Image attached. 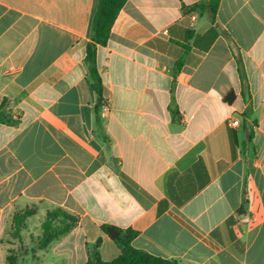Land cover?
Returning <instances> with one entry per match:
<instances>
[{"label": "crops", "instance_id": "obj_1", "mask_svg": "<svg viewBox=\"0 0 264 264\" xmlns=\"http://www.w3.org/2000/svg\"><path fill=\"white\" fill-rule=\"evenodd\" d=\"M208 1L126 0L96 50L103 141L98 0H0V264H86L97 240L110 262L102 225L178 264H264V0H218L214 22ZM56 209L77 221L41 247Z\"/></svg>", "mask_w": 264, "mask_h": 264}, {"label": "trees", "instance_id": "obj_2", "mask_svg": "<svg viewBox=\"0 0 264 264\" xmlns=\"http://www.w3.org/2000/svg\"><path fill=\"white\" fill-rule=\"evenodd\" d=\"M126 0H98L97 7L91 22L90 41L85 46V62L88 67L87 83L95 95V103L93 105V131L105 141L103 133V119L101 112L104 106L103 99V85L96 66V50L98 47L106 45L111 27L117 17L119 11L122 9ZM218 7V0H209L205 4V9L212 22L215 20V14ZM177 65H180L177 64ZM246 88L244 82L242 83V95L244 97ZM233 95L229 94L226 97L227 102H232ZM249 110L245 115H248ZM1 124H13L15 120L1 117ZM250 143V138L247 137L243 144V150L246 152L247 146ZM243 207L238 211L241 214ZM30 214V211L17 213L13 216V225L15 230H19L22 221ZM76 219L62 210L56 209L48 212L41 225L42 236L40 239V246L44 247L55 238L62 236L69 232L76 223ZM100 231L112 241L117 249L119 255L110 262H102L99 257L100 240H97L91 251L90 258L86 264H178L173 260H165L158 257L151 256L143 251L135 250L131 247V241L135 238L136 232L126 229H119L110 225H102Z\"/></svg>", "mask_w": 264, "mask_h": 264}, {"label": "built area", "instance_id": "obj_3", "mask_svg": "<svg viewBox=\"0 0 264 264\" xmlns=\"http://www.w3.org/2000/svg\"><path fill=\"white\" fill-rule=\"evenodd\" d=\"M102 111H107V107L105 105L103 106ZM229 122H230V125L232 127H238V125H239V122L237 120H235V119H230Z\"/></svg>", "mask_w": 264, "mask_h": 264}]
</instances>
